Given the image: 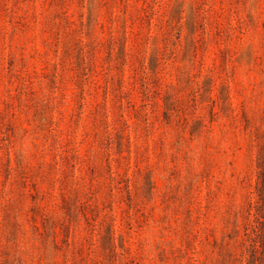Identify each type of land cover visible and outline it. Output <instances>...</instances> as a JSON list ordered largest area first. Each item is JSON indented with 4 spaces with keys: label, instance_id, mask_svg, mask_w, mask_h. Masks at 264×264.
I'll use <instances>...</instances> for the list:
<instances>
[{
    "label": "rangeland",
    "instance_id": "rangeland-1",
    "mask_svg": "<svg viewBox=\"0 0 264 264\" xmlns=\"http://www.w3.org/2000/svg\"><path fill=\"white\" fill-rule=\"evenodd\" d=\"M0 264H264V0H0Z\"/></svg>",
    "mask_w": 264,
    "mask_h": 264
}]
</instances>
